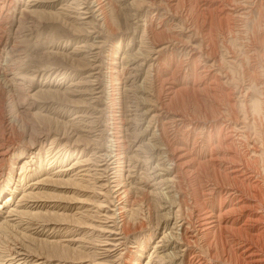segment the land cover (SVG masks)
<instances>
[{"label":"rangeland","instance_id":"obj_1","mask_svg":"<svg viewBox=\"0 0 264 264\" xmlns=\"http://www.w3.org/2000/svg\"><path fill=\"white\" fill-rule=\"evenodd\" d=\"M100 1L103 3L107 22L105 21L104 23L101 20V16H97L99 20L93 18L89 20L88 24H84L83 20L79 18L81 15L79 9H77L78 5L72 0H0V42L6 44L8 48L15 44L18 51L16 52V60L13 62V70L6 72L5 78L8 82L1 76L3 68L1 65L4 64L6 55L0 51V149H7L4 152L6 153L5 159L0 164V192L2 197V199L0 197V264H16L15 262L19 258L26 255L28 259L39 258L38 262L44 261L45 264H179V262L185 264L186 260L193 264L202 256V260L206 259L208 264H242V262L247 264L250 259L245 255H238L239 252L241 253L240 248L236 250L238 242L244 240V243H253L254 246L258 248L261 246L260 248L264 250V230L260 228L259 230L246 231L247 228L251 227V221L244 216L242 220H244L243 224L245 225L242 224V220L237 225L233 226L231 224L232 218L236 217L239 212V209L236 210L232 206L237 207L235 202L240 195L245 198L243 191L246 190V184L248 183L244 184L245 186H241L239 183L222 178L214 180L213 166L210 164V160H217V157L214 156H219L217 162H221V165L222 161H228L229 159L235 162H237L236 158L238 160L243 159L239 163L237 162V165L243 164L245 171L250 174L249 180L253 181L256 179L255 181L259 187L256 190L258 195L261 193H259L260 189H262V199H260L263 203L258 202L259 197H256L255 200L257 199L256 202L258 203L255 202V204L259 205L255 206L252 203L254 207L258 206L256 209L252 208V210L264 212L262 208L264 204V155H260L256 164L250 163L248 165L244 161L248 159L249 155H252L253 151L258 153V151H262V148L264 150V0H254L255 3L253 0H238L239 2L237 0H178L179 2L177 0ZM248 2L249 5L247 4ZM152 3L154 4L152 5ZM166 6L170 8L168 9ZM200 6H204V9ZM213 7L217 9L212 10V13L210 9H213ZM186 14L189 15L187 16ZM214 16H218L216 18L217 21ZM227 16H229V19H227ZM219 18L223 21L222 23L221 21L219 22ZM181 23L182 25H180ZM197 25L199 28H197ZM180 26L184 30L180 29ZM208 27L211 29L210 31L207 29ZM192 28L194 29L192 30ZM147 34L151 36L148 37ZM178 35L183 39L181 40ZM210 35H212L213 39L209 37ZM190 36L193 37L191 38ZM179 40L181 41L179 42ZM182 42L186 44H182ZM202 46H205L204 49ZM228 46L229 48H227ZM231 50L234 51V54ZM187 51L191 53L189 54ZM220 58L225 59L221 60ZM111 60L116 63L110 65L112 63ZM233 60L236 61V64H233ZM210 62H212V65ZM227 62L230 64H227ZM208 65L211 69L208 67L205 70ZM110 66H114L115 68L113 69L116 70L113 77L115 76L117 84L114 82L113 87L109 82L110 73L107 72ZM194 66L198 67L194 69ZM199 67L201 69L204 68V71H200ZM224 69L228 70V72ZM217 70L221 71V74ZM174 71L177 72L175 73ZM14 72L17 74L12 76ZM64 72L65 76H63ZM89 72H93L94 75L85 77ZM145 72H149V74ZM216 72L217 74H215ZM170 73H174V75H169ZM152 75H154L153 78ZM155 75L157 79H154ZM10 77H13V79L9 80ZM226 77H228V80ZM214 79H218L216 84ZM143 81H146L145 84ZM192 82H195V84L192 85ZM222 82L224 83L222 84ZM50 83H53V85ZM210 83L212 84L210 85ZM49 85H51L50 91H46ZM215 86L220 88H215ZM204 87H206L207 91ZM148 88L149 91H146ZM56 90L58 91L56 92ZM231 91L235 95L230 93ZM94 92H97V94ZM197 92L199 94H196ZM242 93L244 94L242 95ZM236 94L238 97H236ZM218 95L220 100H218ZM221 96H223L222 101ZM169 99L170 101H168ZM213 100H216V102ZM230 100L232 101L230 102ZM240 100L241 102L244 100L246 106L240 104ZM256 100L259 101L262 109L260 113H252L254 111H252V105ZM223 101L224 104H222ZM234 103L237 105L235 106ZM221 107L223 108L221 109ZM226 108H229L230 111ZM145 110H147V113H144ZM214 112L218 113L217 115L215 113L216 117L215 115L212 116ZM243 112H246L247 115ZM110 113L116 115L114 117L117 118V134L121 136L122 133L123 135L120 137L123 163H121L119 170L120 175L117 178L115 177L118 181H114V183H118L117 187L122 191L121 200H125L126 204L123 209L124 223H128L126 229L123 228V234L119 236L121 238L116 240L113 239L114 236L100 232L99 228L103 225V221L100 222L98 217L106 209H99V203L103 202L105 194V196L108 195V201L110 202H105L107 205L112 206L117 201L116 197H113L115 194L110 192L114 189L115 184L113 182L109 183L111 179L106 180L113 174L110 173L112 170L108 168L111 166L110 161H108L109 158L104 156L106 146L109 143L107 137L109 132L114 130L111 128L114 124L111 123L113 119ZM222 113L225 115H221ZM217 117L219 118L217 119ZM241 117H245L244 119L247 120L244 122ZM43 118L48 119V121ZM246 122L250 123L247 124ZM234 125L235 128H233ZM253 126L255 130L251 131V129H254ZM246 128L250 130L251 135L250 133H245L246 131L249 132ZM229 132L233 134L230 135ZM243 134L248 136V139L244 138ZM254 138L260 140L255 142ZM231 139L234 141H231ZM219 140H223V149L219 148L221 147V144L217 143ZM230 142H234V144L232 143V148ZM225 143L229 144V149L228 147L225 149L227 146ZM247 143L248 146H246ZM258 143L259 145L262 144V147L257 146ZM214 144H216L215 147ZM250 145H253L254 148ZM183 147L185 148L182 149ZM251 149L254 150L252 151ZM73 150H80V152L75 155L76 151ZM163 150L169 153L166 151L165 153ZM238 150L242 151L238 152ZM65 151L67 153L71 152L72 156L65 160L64 164L60 165L61 167H58V162H52V159L58 154H64ZM249 151L252 152L250 153ZM224 154L225 156H223ZM228 154L235 156L234 159L230 158L231 156ZM52 155H54L53 158ZM191 155L195 156L192 157ZM98 158L101 159L98 160ZM171 158H174L173 162ZM179 159L180 161H178ZM191 159L192 161H190ZM207 159L209 163H207ZM97 162L98 164L107 162L105 164L109 165L107 167L105 164L97 166ZM40 163H45L46 166L41 168L39 166ZM163 166L165 168L168 166L169 168H166L168 170ZM97 168L102 170H96ZM153 168L157 169L153 170ZM182 170L183 172H181ZM185 170L186 172L188 171L187 174ZM96 171L98 173L102 172L104 176L107 174V178L103 177V180L97 181L95 176H98V174H94ZM253 175V178L250 177ZM171 176L172 180L168 181ZM178 177L183 179H178ZM201 178V181H197V179ZM172 182L174 185L178 184L176 190H174ZM180 182L181 184H179ZM216 182L219 183L216 184ZM101 183H106L110 187L106 185L105 188L98 189ZM204 183H207V185ZM213 184H216V188L212 190L211 197L206 201H202L204 200L203 198L197 200L196 192L204 193L207 187L209 188ZM222 185L224 186L222 187ZM8 187L10 188L8 191L10 196L8 197L9 201L6 202L3 196L5 197L8 193L3 190L8 189ZM235 188L239 190L237 192L239 196L237 198H235L236 196L230 197L228 192H233ZM219 189L220 191H218ZM98 190H100L101 194L97 192ZM252 192L250 194L256 195L255 191ZM176 193L177 197H175ZM217 194L221 195L223 200L218 199ZM186 195L189 197L185 200ZM170 196H173L175 200L177 198L180 200L173 202L172 200L174 199ZM192 196L195 198H192ZM113 198L114 200H112ZM181 198L187 203H183L185 202L184 200L181 202ZM188 198L191 200H188ZM195 199L197 203H194ZM189 201L190 203H188ZM219 202L224 204L225 211L234 209L233 212L227 213L228 217L227 215L225 216L226 225L221 228V230L223 229L222 234L219 232V227L216 226L217 228H214L213 232L209 233L211 238L209 234L208 236L206 235L207 237L201 236L203 234L198 228L199 222L203 218L201 214L207 210L210 212L214 211L217 216ZM178 204L182 207H179ZM193 204L196 205L194 206ZM177 205L178 207L176 208ZM198 208L200 211L197 210ZM248 209L250 210L251 206ZM180 210H183V214ZM174 213L179 214L176 215ZM196 215L201 217L200 220L196 218ZM262 215V219H264V213ZM184 218H186L185 220L188 223H186L187 233L190 236H194V238L196 237V240L188 239V242H191L190 244L193 246L190 245L189 253L185 252V254L187 253L184 257L185 260L180 261L183 258L184 245L182 237L179 235L182 230L178 223L181 220L183 221ZM190 219H193L192 222H190ZM109 221L106 224H112L113 227L112 219ZM263 221H261L262 227H264ZM190 223L194 225L192 226ZM257 225L259 226L260 223ZM223 234H228V236ZM175 236L181 241H178ZM206 238L207 240H205ZM117 242L121 243L117 244ZM42 243L46 244V246L42 245ZM201 243L202 245H200ZM60 247L66 248L69 252L60 250ZM232 248L236 251H233ZM205 249L209 251V255ZM200 251L202 252L197 254ZM18 252H23L24 254L20 255ZM166 253L171 254V256L169 255V257ZM78 254H81L82 257L78 256ZM176 254L177 256H175ZM210 256L214 259H211ZM226 260L227 262H225Z\"/></svg>","mask_w":264,"mask_h":264},{"label":"bare ground","instance_id":"obj_2","mask_svg":"<svg viewBox=\"0 0 264 264\" xmlns=\"http://www.w3.org/2000/svg\"><path fill=\"white\" fill-rule=\"evenodd\" d=\"M110 1V0H109ZM168 1V0H167ZM178 1V0H177ZM185 1V0H184ZM230 1V0H229ZM238 1V0H237ZM242 1V0H241ZM248 1V0H247ZM252 1V0H251ZM6 2V1H5ZM72 2H76L77 3V5H78V8L77 9H79V13H80V19L81 20H83V23L85 24H88L89 23V20H92L93 18L94 19H98L97 18V16H101V20H103L104 21V23H105V21L107 22V17H106V13H105V11L103 10V3L100 1V0H72ZM108 2V1H107ZM153 2H155V1H153ZM179 2V1H178ZM187 2V1H186ZM224 2V1H223ZM239 2V1H238ZM250 2V1H249ZM249 2L247 3L248 5H249ZM253 2H254V0H253ZM151 3V2H150ZM174 3V2H173ZM201 3V2H200ZM204 3V2H203ZM230 3H232V2H230ZM234 3V2H233ZM232 3V4H233ZM255 3V2H254ZM5 4V3H4ZM154 3H152V5H153ZM161 4V3H160ZM190 4V3H189ZM193 4V3H192ZM196 4V3H195ZM206 4V3H205ZM208 4H210V3H208ZM220 4V3H219ZM253 4V3H252ZM109 5V4H108ZM111 5V4H110ZM150 5V4H149ZM148 5V6H149ZM152 5H151V7H152ZM166 5V4H165ZM168 5V4H167ZM176 5V4H175ZM185 5V4H184ZM183 5V6H184ZM198 5V4H197ZM218 5V4H217ZM228 5V4H227ZM230 5V4H229ZM239 5V4H238ZM3 6V5H2ZM155 6V5H154ZM163 6H164V4H163ZM170 6V5H169ZM188 6V5H187ZM192 6V5H191ZM215 6V5H214ZM226 6V5H225ZM234 6V5H233ZM244 6V5H243ZM165 7V6H164ZM163 7V8H164ZM167 8H168V6H166ZM171 7V6H170ZM169 7V8H170ZM173 7V6H172ZM193 7H195V6H193ZM201 7V6H200ZM204 7V6H203ZM203 7H201V8H203ZM229 7V6H228ZM105 8V7H104ZM112 8V7H111ZM111 8H110V10H111ZM168 8V9H169ZM216 7H213V9H210L211 10V12H212V10H214ZM230 8V7H229ZM242 8V7H241ZM249 8V7H248ZM1 9H3V8H1ZM166 9V8H165ZM167 9V10H168ZM184 9V8H183ZM197 9H199V8H197ZM204 9V8H203ZM202 9V10H203ZM217 9V8H216ZM219 9V8H218ZM187 10V9H186ZM188 10H189V8H188ZM206 10V9H205ZM209 10V9H208ZM221 10V9H220ZM241 10V9H240ZM245 10V9H244ZM192 11V10H191ZM199 11V10H198ZM204 11V10H203ZM233 11H234V9H233ZM4 12V11H3ZM2 12V13H3ZM169 12V11H168ZM183 12V11H182ZM201 12V11H200ZM226 12V11H225ZM231 12V11H230ZM245 12V11H244ZM170 13V12H169ZM204 13V12H203ZM213 13V12H212ZM212 13H210L211 15H212ZM215 13V12H214ZM202 14V13H201ZM207 14V13H206ZM227 14H228V11H227ZM240 14V13H239ZM187 15V14H186ZM189 15V14H188ZM187 15V16H188ZM204 15V14H203ZM208 15V14H207ZM218 15V14H217ZM221 15V14H220ZM225 15V14H224ZM200 16H202V15H200ZM210 16V15H209ZM213 16V15H212ZM211 16V17H212ZM182 17V16H181ZM208 17V16H207ZM215 17V16H214ZM218 17V16H217ZM217 17H215V19L217 18ZM226 17V16H225ZM228 18L227 19H229V16H227ZM182 19H186V18H182ZM196 19H198V18H196ZM214 19V20H215ZM99 20V19H98ZM190 20V19H189ZM194 20V19H193ZM192 20V21H193ZM219 20V22L221 21L220 20V18L218 19ZM153 21V20H152ZM182 21H184V20H182ZM195 21V20H194ZM204 21V20H203ZM216 21H217V19H216ZM185 22V21H184ZM190 22V21H189ZM196 22V21H195ZM198 22V21H197ZM223 21H221V23H222ZM99 23V22H98ZM103 23V22H102ZM159 23V22H158ZM187 23V22H186ZM192 23V22H191ZM185 24V23H184ZM183 24V25H184ZM189 24V23H188ZM194 24V23H193ZM192 24V25H193ZM202 24V23H201ZM98 25H100V24H98ZM104 25V24H103ZM146 25H148V24H146ZM180 25H182V23L180 24ZM187 25V24H186ZM191 25V24H190ZM195 25V24H194ZM198 25H199V23H198ZM197 25V26H198ZM206 25V24H205ZM208 25V24H207ZM150 26V25H149ZM196 26V25H195ZM103 27V26H102ZM106 27V26H105ZM152 27V26H151ZM158 27V26H157ZM181 28L180 29H182V26H180ZM185 27V26H184ZM183 27V28H184ZM191 27V26H190ZM193 27V26H192ZM207 27V26H206ZM210 27V26H209ZM207 28L209 31L212 29L211 27V29L210 28ZM101 28V27H100ZM156 28V27H155ZM188 28V27H187ZM196 28V27H195ZM197 28H199V26L197 27ZM149 29V28H148ZM151 29V28H150ZM194 28H192V30H193ZM102 30V29H101ZM153 30H156V29H153ZM182 30H184V29H182ZM188 30V29H187ZM196 30V29H195ZM203 30V29H202ZM202 30H201V32H202ZM207 30V31H208ZM157 31V30H156ZM160 31V30H159ZM144 32V31H143ZM149 32V31H148ZM191 33H193L192 31H190ZM98 33H100V32H98ZM146 33V32H145ZM198 33V32H197ZM199 33H200V31H199ZM205 33V32H204ZM208 33V32H207ZM255 33V32H254ZM150 34V33H149ZM152 34V33H151ZM196 34V33H195ZM195 34H194V36H195ZM201 34V33H200ZM142 35H145V34H142ZM148 35V34H147ZM193 35V34H192ZM149 36H151V35H148V37ZM199 36V35H198ZM212 35H210L209 37H211ZM253 36V35H252ZM147 37V38H148ZM178 37H179V35H178ZM182 37V36H181ZM188 37V36H187ZM191 37V36H190ZM193 37V36H192ZM191 37V38H192ZM196 37H197V35H196ZM255 37V36H254ZM253 37V38H254ZM145 38H146V36H145ZM180 38V37H179ZM199 38V37H198ZM202 38H203V36H202ZM205 38V37H204ZM212 38V37H211ZM256 38V37H255ZM175 39V38H174ZM181 40L183 39V38H180ZM190 39V38H189ZM196 39V38H195ZM213 39V38H212ZM249 39V38H248ZM181 40H179V42L181 41ZM185 40V39H184ZM183 40V41H184ZM191 40V39H190ZM251 40V39H250ZM255 40V39H254ZM178 41V40H177ZM176 41V42H177ZM186 41V40H185ZM188 41V40H187ZM202 41V40H201ZM208 41V40H207ZM178 42V43H179ZM210 42V41H209ZM208 42V43H209ZM213 42V41H212ZM169 43V42H168ZM185 43V42H184ZM183 42H182V44H184ZM189 43V42H188ZM197 43V42H196ZM170 44V43H169ZM169 44H167V45H169ZM172 44V43H171ZM180 44V43H179ZM178 44V45H179ZM186 44V43H185ZM199 44H201L200 42H199ZM204 44V43H203ZM202 44V45H203ZM207 44V43H206ZM188 45V44H187ZM189 46H190V44H189ZM188 46V47H189ZM196 46H199V45H196ZM206 46V45H205ZM204 46V47H205ZM212 46H213V44H212ZM163 47V46H162ZM165 47V46H164ZM168 47V46H167ZM186 47V46H185ZM192 47V46H191ZM203 47V46H202ZM201 47V48H202ZM204 47H203V49H204ZM207 47H208V45H207ZM211 47V46H210ZM224 47V46H223ZM161 48V47H160ZM166 48V47H165ZM227 48H229V46L227 47ZM159 49V48H158ZM193 49V48H192ZM199 49H200V47H199ZM198 49V50H199ZM231 49V48H230ZM166 50V49H165ZM201 50V49H200ZM207 50H208V48H207ZM0 51L1 52H4L5 53V55H6V57H5V62H4V64L3 65H1V67L3 66V68H2V72H1V76H3V78L6 80V82H8V80L5 78L6 77V72L7 71H11V70H13L12 69V66H14L13 64V62H15V60H16V56H17V53L16 52H18L17 51V46L15 45V44H12L11 46H10V48H8V46L6 45V44H2L1 42H0ZM202 51V50H201ZM200 51V52H201ZM214 51V50H213ZM224 51H226L225 49H224ZM228 51V50H227ZM232 51V50H231ZM188 52V51H187ZM193 52V51H192ZM210 52V51H209ZM233 52V54H234V51H232ZM189 53V52H188ZM191 53V52H190ZM189 53V54H190ZM156 54H157V52H156ZM188 54V55H189ZM198 54V53H197ZM205 54H206V52H205ZM226 54H227V52H226ZM230 54H232L231 52H230ZM134 55V54H133ZM147 55V54H146ZM228 55V54H227ZM126 56H128V55H126ZM132 56V55H131ZM205 56V55H204ZM210 56V55H209ZM214 56V55H213ZM234 56V55H233ZM237 56V55H236ZM136 57V56H135ZM189 57V56H188ZM195 57H197V56H195ZM201 57V56H200ZM199 57V58H200ZM203 57V56H202ZM212 57V56H211ZM210 57V58H211ZM235 57V56H234ZM130 58V57H129ZM157 58V57H156ZM236 58V57H235ZM112 59V58H111ZM126 59V58H125ZM147 59V58H146ZM164 60H165V58H163ZM162 59V60H163ZM219 59V58H218ZM221 60L223 59V58H220ZM225 59V58H224ZM223 59V60H224ZM113 60V59H112ZM111 60V61H112ZM129 60V59H128ZM154 60V59H153ZM210 60V59H209ZM152 61V60H151ZM191 61V60H190ZM194 61V60H193ZM196 61V60H195ZM208 61V60H207ZM216 61H218V60H216ZM17 62V61H16ZM160 62V61H159ZM169 62V61H168ZM200 62V61H199ZM209 62V61H208ZM212 62H214V61H212ZM212 62H210V64L212 63ZM219 62V61H218ZM223 62V61H222ZM236 61H234L233 60V64L235 63ZM18 63V62H17ZM110 63V62H109ZM116 62L115 61H112V63H110V65H113V64H115ZM161 63V62H160ZM185 63V62H184ZM201 63V62H200ZM199 63V64H200ZM224 63H225V61H224ZM141 64H143V63H141ZM190 64V63H189ZM207 64V63H206ZM216 64H218V63H216ZM227 64H230L229 62H227ZM232 64V65H233ZM236 64V63H235ZM95 65H97V64H95ZM99 65V64H98ZM97 65V66H98ZM151 65V64H150ZM153 65V64H152ZM159 65V64H158ZM196 65V64H195ZM198 65V64H197ZM212 65V64H211ZM210 65V66H211ZM15 66H16V64H15ZM154 66V65H153ZM161 66V65H160ZM163 66V65H162ZM217 66V65H216ZM216 66H215V68H216ZM219 66H220V64H219ZM218 66V67H219ZM126 67V66H125ZM148 67V66H147ZM166 67V66H165ZM196 67H198V66H196ZM196 67L194 66V69H196ZM208 67H209V65L207 66V68L205 69V70H207L208 69ZM214 67V66H213ZM113 68H115L114 66L113 67H111L110 66V69H109V71H107V72H109L110 74H109V77H110V79H109V82H110V85L113 87L114 86V84L116 83V78H115V76L113 77V75H114V72H116V70L115 69H113ZM137 68V67H136ZM135 68V69H136ZM156 68V67H155ZM161 68V67H160ZM168 68V67H167ZM200 68V67H199ZM203 68V67H202ZM226 68H228L227 66H226ZM139 69V68H138ZM147 69H149V68H147ZM146 69V70H147ZM152 69V68H151ZM169 69V68H168ZM187 69V68H186ZM193 69V68H192ZM204 69V68H203ZM203 69H201L200 68V71L201 70H203ZM209 69H211L210 67H209ZM229 69V68H228ZM174 70V69H173ZM191 70V69H190ZM216 70V69H215ZM225 70V69H224ZM119 71V70H118ZM138 71V70H137ZM148 71V70H147ZM151 71V70H150ZM199 71V72H200ZM204 71V70H203ZM210 71V70H209ZM226 71V70H225ZM230 71V70H229ZM13 72V71H12ZM91 72V71H90ZM89 72V74L87 75H85V77H90L91 75H94L93 74V72L92 73H90ZM95 72H97V71H95ZM100 72H101V70H100ZM171 72H173V71H171ZM175 72V71H174ZM177 72V71H176ZM175 72V73H176ZM179 72V71H178ZM193 72V71H192ZM206 72V71H205ZM208 72V71H207ZM217 72H220V74H221V71H218L217 70ZM217 72L215 73V74H217ZM226 72H228V70L226 71ZM98 73V72H97ZM136 73V72H135ZM145 73H147V72H145ZM157 73V72H156ZM159 73H161V72H159ZM203 73V72H202ZM224 73V72H223ZM233 73V72H232ZM14 74H17L16 72H14L13 74H12V76L14 75ZM108 74V73H107ZM138 74V73H137ZM147 74H149V72L147 73ZM150 74H152V73H150ZM171 74H173L174 75V73H170L169 75H171ZM195 75H198V74H196V73H194ZM211 74V73H210ZM117 75V74H116ZM160 75V74H159ZM158 75V76H159ZM218 75H219V73H218ZM223 75V74H222ZM63 76H65V72L63 73ZM62 76V77H63ZM140 76V75H139ZM149 76V75H148ZM153 76L154 75H152V78H153ZM161 76V75H160ZM166 76H168V75H166ZM176 76V75H175ZM189 76V75H188ZM199 76V75H198ZM201 76V75H200ZM211 76V75H210ZM223 76H225V75H223ZM228 76V75H227ZM233 76V75H232ZM231 76V77H232ZM61 77V78H62ZM117 77V76H116ZM168 77H170V76H168ZM202 77V76H201ZM229 77V76H228ZM228 77H226V79L228 78ZM91 78H93V77H91ZM145 78V77H144ZM147 78V77H146ZM151 78V79H152ZM156 78V75H155V77H154V79ZM159 78V77H158ZM166 78V77H165ZM170 78H172V77H170ZM198 79L200 78V77H197ZM197 78H196V80H197ZM210 78V77H209ZM214 78V77H213ZM230 78V77H229ZM13 79V77H10L9 78V80H12ZM60 79V78H59ZM118 79V78H117ZM157 79V78H156ZM160 79V78H159ZM201 79V78H200ZM232 80H233V78H231ZM230 79V80H231ZM145 80V79H144ZM162 80V79H161ZM169 80V79H168ZM174 80V79H173ZM195 80V81H196ZM212 81H213V79H211ZM210 80V81H211ZM216 80H218V79H216ZM216 80L214 79V82H215V84H216ZM225 80V79H224ZM228 80V79H227ZM49 81V80H48ZM150 81V80H149ZM149 81H147V82H149ZM166 81V80H165ZM164 81V82H165ZM171 81V80H170ZM169 81V82H170ZM209 81V82H210ZM211 81V82H212ZM223 81V80H222ZM115 82V83H114ZM118 82V81H117ZM144 82V84H145V82L146 81H143ZM154 82V81H153ZM157 82V81H156ZM175 82V81H174ZM200 82V81H199ZM218 82V81H217ZM231 82V81H230ZM166 83V82H165ZM168 83V82H167ZM176 83V82H175ZM206 83H207V81H206ZM206 83H204V84H206ZM224 82H222V84H223ZM228 83V82H227ZM51 85H53V83H50ZM117 84V83H116ZM141 84V83H140ZM143 84V83H142ZM192 85H194L195 84V82H192L191 83ZM212 83H210V85H211ZM214 84V85H215ZM221 84V83H220ZM51 85H49V88L46 90V91H50L49 89H50V87H51ZM180 85V84H179ZM191 85V86H192ZM208 85V84H207ZM217 85H218V83H217ZM106 86V85H105ZM108 86V85H107ZM116 86V85H115ZM147 86V85H146ZM148 86H150V85H148ZM171 86V85H170ZM196 86V85H195ZM204 86V85H203ZM221 86V85H220ZM227 86V85H226ZM141 87H142V85H141ZM144 87H145V85H144ZM164 87V86H163ZM168 87V86H167ZM180 87H182V86H180ZM198 87V86H197ZM209 87H211V86H209ZM214 87V86H213ZM218 88H220L219 86H217ZM216 86H215V88H217ZM149 88H151V87H149ZM149 88H148V90H146V91H149ZM195 88V87H194ZM203 88V87H202ZM206 87H204V89H205ZM208 88V87H207ZM227 88V87H226ZM223 89V88H222ZM238 89V88H237ZM138 90H139V88H138ZM140 90H142V89H140ZM170 90H172V89H170ZM174 90V89H173ZM177 90V89H176ZM191 90V89H190ZM206 91H207V89H205ZM219 90V89H218ZM58 90H56V92H57ZM146 91H144V92H146ZM166 91H167V89H166ZM198 91V90H197ZM209 91V90H208ZM211 91V90H210ZM220 91V90H219ZM93 92V91H92ZM112 92V91H111ZM142 92V91H141ZM172 92V91H171ZM200 92V91H199ZM199 92H197L196 94H199ZM214 92H216V91H214ZM214 92H212L213 94H214ZM225 92H226V90H225ZM235 92V91H234ZM94 93H96L97 94V92H94ZM147 93V92H146ZM167 93V92H166ZM169 93V92H168ZM185 93V92H184ZM209 93V92H208ZM211 93V94H212ZM221 93V92H220ZM227 93V92H226ZM229 93V92H228ZM230 93H232V91L230 92ZM229 93V94H230ZM108 94V93H107ZM149 94V93H148ZM193 94V93H192ZM201 94V93H200ZM212 94V96H214V95H216V94H214L213 95ZM223 94V93H222ZM222 94H219V95H222ZM225 94V93H224ZM232 94H234V93H232ZM240 94V93H239ZM244 93H242V95H243ZM110 95H111V93H110ZM115 95V94H114ZM184 95V94H183ZM195 95V94H194ZM219 95H218V98H219ZM235 95V94H234ZM237 95V94H236ZM241 95V94H240ZM107 96V95H106ZM182 96V95H181ZM207 96V95H206ZM205 96V97H206ZM209 96V95H208ZM217 96V95H216ZM215 96V97H216ZM224 96V95H223ZM223 96H221L222 97V99H221V101L223 100ZM233 96V95H232ZM97 97V96H96ZM111 97V96H110ZM171 97V96H170ZM173 97V96H172ZM197 97H198V95H197ZM211 97V96H210ZM209 97V98H210ZM225 97H227V96H225ZM224 97V98H225ZM228 97H229V95H228ZM227 97V98H228ZM236 97H238V95L236 96ZM199 98V97H198ZM212 98H214V97H212ZM218 98H216V99H218ZM230 98H231V96H230ZM240 98V97H239ZM239 98H238V100H239ZM241 98H243V97H241ZM200 99V98H199ZM233 99H235V98H233ZM210 100V99H209ZM218 100H220V98L218 99ZM217 100V101H218ZM116 101V100H115ZM168 101H170V99L168 100ZM201 101V100H200ZM214 101V100H213ZM221 101H220V103H221ZM226 101V100H225ZM232 100H230V102H231ZM261 101V100H260ZM141 102V101H140ZM139 102V103H140ZM146 102V101H145ZM214 102H216V100L214 101ZM236 102V101H235ZM239 102V101H238ZM243 102V103H242ZM241 102V100H240V104H244L245 105V103H244V100ZM153 103V102H152ZM211 103H213V102H211ZM217 103H219V102H217ZM229 103V102H228ZM113 104V103H112ZM143 104V103H142ZM156 104H157V102H156ZM222 104H224V101H223V103ZM230 104V103H229ZM158 105V104H157ZM234 105L236 106L237 104H235L234 103ZM156 106V105H155ZM213 106V105H212ZM215 106V105H214ZM218 106V105H217ZM225 106H226V103H225ZM239 106H242V105H239ZM246 106V105H245ZM112 107V106H111ZM160 107V106H159ZM158 107V108H159ZM228 107V106H227ZM150 108V107H149ZM161 108V107H160ZM159 108V109H160ZM213 108H215V107H213ZM223 107H221V109H222ZM233 108V107H232ZM232 108H231V110H232ZM235 108V107H234ZM242 108V107H241ZM226 109H228L229 111H230V109L229 108H226ZM248 109H250L249 107H248ZM110 110V109H109ZM214 110V109H213ZM217 110L218 111H220L218 108H217ZM244 110V109H243ZM242 110V111H243ZM247 110V109H246ZM245 110V111H246ZM254 110V111H253ZM262 109H261V106H260V103H259V101L258 100H256V102L255 103H253V105H252V113H255V112H257V113H260V111H261ZM146 111V112H145ZM144 111V113H147V110H145ZM149 111V110H148ZM173 111V110H172ZM217 111V112H218ZM223 111V110H222ZM221 111V112H222ZM241 111V110H240ZM154 112H156V111H154ZM217 112H214V114L212 115V116H214L215 115V113H216V115L218 114ZM228 112V111H227ZM226 112V113H227ZM232 112V111H231ZM233 112H234V110H233ZM250 112V111H249ZM249 112H247V113H249ZM150 113V112H149ZM160 113V112H159ZM207 113V112H206ZM225 113V112H224ZM230 113V112H229ZM240 113V112H239ZM243 113H245L246 114V112H243ZM243 113H241V114H243ZM256 113V114H257ZM111 114V113H110ZM109 114V115H110ZM114 114V113H113ZM154 114V113H153ZM156 114V113H155ZM238 114V113H237ZM157 115V114H156ZM159 115V114H158ZM172 115V114H171ZM199 115H200V113H199ZM205 115V114H204ZM216 115H215V117H216ZM221 115H225V114H221ZM229 115V114H228ZM232 115H235V116H237L236 114H232ZM239 115V114H238ZM247 115V114H246ZM111 116H112V119H113V122H111L112 124H114V126L116 125V127H114V126H112L111 128L112 129H114L113 131H111V132H109V136L107 137L108 138V145L106 146V152H105V154H104V156H106V157H108L109 159H108V161H110V164H111V166L110 167H108V168H110L112 171L110 172L111 174H113V175H111V176H109V178H107L106 176H107V174H106V176H104V175H102V172H100V173H98L97 171L94 173L95 175L96 174H98V176H95V178L97 179V181H100V180H103V177L104 178H107L106 180H109V179H111V180H109V183H114V181H118V180H116V178L120 175V173H119V170H120V167H121V163H123L122 162V160H123V152H122V149H121V146H122V144L120 145V143L122 142L121 141V136H123L122 135V133H121V136L119 135V134H117V130H116V128L118 127L117 126V118L116 117H114V116H116V115H112L111 114ZM152 116V115H151ZM150 116V117H151ZM155 116V115H154ZM176 116V115H175ZM226 116H227V114H226ZM172 117V116H171ZM220 117V116H219ZM219 117H217V119L219 118ZM228 117V116H227ZM226 117V118H227ZM233 117V116H232ZM254 117V116H253ZM121 118V117H120ZM152 118V117H151ZM180 118V117H179ZM181 118H183V117H181ZM222 118V117H221ZM226 118H224V119H226ZM235 118V117H234ZM238 118V117H237ZM244 119L245 117H241V119ZM255 118V117H254ZM43 119H45V120H47L48 121V119H46V118H43ZM123 120H124V118H122ZM121 119V120H122ZM149 119V118H148ZM156 119V118H155ZM202 119V118H201ZM215 119V118H214ZM230 119V118H229ZM233 119V118H232ZM231 119V120H232ZM240 119V118H239ZM240 119V121H242ZM50 120V119H49ZM120 120V119H119ZM151 121H152V119H150ZM181 120V119H180ZM199 120V119H198ZM205 120H207L206 118H205ZM212 120V119H211ZM247 120V119H246ZM245 119H244V122L246 121ZM250 120H252V118H250ZM176 121V120H175ZM228 121V120H227ZM230 121V120H229ZM233 121V120H232ZM234 121H235V119H234ZM237 121V120H236ZM249 121V120H248ZM254 121V120H253ZM122 122V121H121ZM148 122H149V120H148ZM180 122V121H179ZM205 122V121H204ZM221 122V121H220ZM243 122V123H244ZM251 122V121H250ZM249 122V123H250ZM151 123V122H150ZM149 123V124H150ZM173 123H175V122H173ZM227 123V122H226ZM236 123V122H235ZM234 123V124H235ZM247 123V122H246ZM249 123H247V124H249ZM252 123V122H251ZM255 123V122H254ZM149 124H148V126H149ZM193 124V123H192ZM199 124V123H198ZM202 124V123H201ZM213 124V123H212ZM215 124V123H214ZM253 124V123H252ZM181 125V124H180ZM242 125V124H241ZM245 125V124H244ZM254 125V124H253ZM122 126V125H121ZM190 126V125H189ZM246 127H248L247 125H245ZM250 126H251V124H250ZM147 127V126H146ZM212 127V126H211ZM210 127V128H211ZM221 127V126H220ZM219 127V128H220ZM152 128V127H151ZM209 128V129H210ZM217 128V127H216ZM233 128H235V125H234V127ZM252 128V127H251ZM253 128H254V126H253ZM163 129V128H162ZM204 129V128H203ZM202 129V130H203ZM221 129V128H220ZM223 129V128H222ZM230 129H231V126H230ZM246 129H248V128H246ZM121 130V129H120ZM205 130H206V128H205ZM228 130H229V128H228ZM233 130V129H232ZM237 130H239L238 128H237ZM249 130V129H248ZM254 131L255 130V128L254 129H251V131ZM258 130V129H257ZM204 131V130H203ZM208 131V130H207ZM219 131V130H218ZM217 131V132H218ZM241 131V130H240ZM243 131H245V130H243ZM121 132V131H120ZM236 132V131H235ZM234 132V133H235ZM255 132H257V131H255ZM254 132V133H255ZM262 132V131H261ZM216 133V132H215ZM219 133V132H218ZM218 133H217V135H218ZM225 133V132H224ZM230 133V132H229ZM228 133V134H229ZM245 133H250V130H249V132H245ZM244 133V134H245ZM259 133H260V131H259ZM263 133H264V131H263ZM263 133H261V134H263ZM202 134V133H201ZM212 134V133H211ZM221 134V133H220ZM219 134V135H220ZM233 133H230V135H232ZM239 134V133H238ZM242 134V133H241ZM244 134L242 135V136H244ZM250 135H251V133H250ZM258 135V134H257ZM260 135V134H259ZM153 136V135H152ZM210 136V135H209ZM224 136V135H223ZM225 136H226V134H225ZM237 136V135H236ZM235 136V137H236ZM240 136V135H239ZM242 136H240V137H242ZM246 136V135H245ZM244 136V138H247L248 136H246L245 137ZM264 136V135H263ZM262 136V137H263ZM154 137V136H153ZM200 137V136H199ZM219 137V136H218ZM221 137V136H220ZM230 137V136H229ZM234 137V138H235ZM238 137V136H237ZM260 137V136H259ZM243 138V139H244ZM255 138H256V135H255ZM254 138V139H255ZM258 138V137H257ZM261 138V137H260ZM155 139V138H154ZM218 139V138H217ZM242 139V140H243ZM248 139V138H247ZM251 139H252V137H251ZM263 139V138H262ZM233 139H231V141H232ZM237 140H239L238 138H237ZM256 140H260V139H255V142H256ZM217 141V140H216ZM234 141V140H233ZM236 141V140H235ZM241 141V140H240ZM244 141V140H243ZM184 142V141H183ZM229 142V141H228ZM246 142V141H245ZM1 143V142H0ZM3 143V142H2ZM124 143V142H123ZM214 143V142H213ZM218 144H221V147H219V148H222L223 146H222V144H223V140L221 141V140H219L218 142H217ZM231 143V148H232V146H233V144H234V142H230ZM233 143V144H232ZM236 143H238V142H236ZM262 143V142H261ZM226 144V143H225ZM246 144V143H245ZM263 144V143H262ZM262 144L261 145H259V143H258V145L257 146H261L262 147ZM164 145V144H163ZM168 145V144H167ZM166 145V146H167ZM170 145H171V143H170ZM194 145H195V143H194ZM207 145H208V143H207ZM215 145L216 144H214V147H215ZM227 146L225 147V149H227V147H228V145L229 144H226ZM124 146V145H123ZM153 146V145H152ZM178 146V145H177ZM213 146V145H212ZM211 146V147H212ZM220 146V145H219ZM246 146H248V143H247V145ZM250 146H252L253 147V145H250ZM254 146H256V145H254ZM264 146V145H263ZM1 147V146H0ZM157 147V146H156ZM160 147H162V146H160ZM159 147V148H160ZM168 147H169V145H168ZM168 147H166V148H168ZM175 147V146H174ZM182 147V146H181ZM186 148H187V146H185ZM185 147H183L182 149H184ZM153 148H154V146H153ZM152 148V149H153ZM165 148V147H164ZM230 148V146L228 147V149ZM235 148V147H234ZM247 148H249V147H247ZM254 148V147H253ZM151 149V150H152ZM188 149V148H187ZM209 149V148H208ZM213 149V148H212ZM211 149V150H212ZM215 149V148H214ZM223 149V148H222ZM236 149V148H235ZM7 150V149H6ZM6 150H2V149H0V164H1V162L5 159V154L6 153H4V152H6ZM66 150V149H65ZM157 150H158V148H157ZM162 150V149H161ZM195 150V149H194ZM231 150V149H230ZM243 150H244V148H243ZM252 150V149H251ZM254 150V149H253ZM252 150V151H253ZM262 151H258V153L257 152H255V151H253V153H252V155L249 157L247 154V158L248 159H245L244 161H246V163L249 165L250 163H252V164H256V162L258 163V160H259V157H260V155H264V150H263V148L261 149ZM73 151H76L75 153V155H77V153H79L80 152V150H73ZM159 151V150H158ZM164 151V150H163ZM166 151V150H165ZM164 151V152H165ZM187 151H189V150H187ZM206 151V150H205ZM208 151H210V150H208ZM212 151H214V150H212ZM227 151V150H226ZM235 151V150H234ZM242 151V150H241ZM241 151H239L238 150V152H241ZM251 151V152H252ZM151 152V151H150ZM167 153H169L168 151H166ZM165 152V153H166ZM176 152V151H175ZM184 152H186V151H184ZM211 152V151H210ZM236 152V151H235ZM250 152V151H249ZM250 152V153H251ZM261 152V154H259ZM66 153H67V151H65V153L64 154H58L56 157H54L53 158V156L54 155H52V162L54 161H57L58 162V167H61L62 166V163L64 164V162H65V160H67L69 157H71L72 156V153L71 152H68L67 153V155H66ZM71 153V154H70ZM172 153H174V152H172ZM194 153H196V152H194ZM206 153V152H205ZM208 153V152H207ZM222 153V152H221ZM157 154V153H156ZM176 154V153H175ZM174 154V155H175ZM185 154V153H184ZM199 154V153H198ZM210 154V153H209ZM215 154V153H214ZM233 154V153H232ZM241 154V153H240ZM242 154H245V153H242ZM153 155V154H152ZM158 155H160V154H158ZM168 155V154H167ZM167 155H163V156H167ZM179 155H181V154H179ZM190 155V154H189ZM220 155H222V154H220ZM229 155V154H228ZM234 155H235V153H234ZM172 156H173V154H172ZM182 156V155H181ZM180 156V157H181ZM192 156V155H191ZM195 156V155H194ZM194 156H192V157H194ZM210 156V155H209ZM223 156H225V154L223 155ZM227 156V155H226ZM229 156H231V155H229ZM228 156V157H229ZM239 156V155H238ZM242 156V155H241ZM240 156V157H241ZM100 157V156H99ZM102 157V156H101ZM174 157V156H173ZM182 157H184V156H182ZM214 157H217V160L216 159H212V160H210V164L213 166L212 167V169H213V178H214V180H218V178H222V179H226V180H229V181H234V182H236V183H239L241 186L242 185H244V184H246V183H248V184H246L247 186H246V190L245 191H243L244 193H245V198H243V196L242 195H240L239 196V194L237 195V192L239 191L238 189H236L235 188V190L233 191V192H228V194L230 195V197L231 196H236L235 198H237L238 196V198H237V201L235 202L236 203V205H237V207H233L232 206V208H236V210L237 209H239V212H238V214L236 215V217H233L232 218V220H231V224L234 226V225H237L243 218V216L244 217H246L248 220H250L251 221V224H250V226L251 227H249V228H247L246 229V231L247 230H259L260 228L262 229V230H264V227H262L261 226V221H263L264 219H262L263 218V213L262 212H260V211H255V209L256 208H258V206L257 207H254V205L256 206V205H259V204H255V202H256V200H255V198L256 197H259V200H258V202H261V203H263L262 202V189H260V191H259V195L257 194V192H256V190H258L259 189V187L257 186V182L255 181L256 179H254L253 181H251V180H249V175L250 174H248V172H246L245 171V168L243 167V164L242 165H237L241 160H243V159H240V160H238V158H236L237 159V162H235L234 160H232V159H227L228 161H222V164L220 165V163H218L217 161H218V158H219V156H214ZM234 157L235 156H231L230 158H233L234 159ZM237 157V156H236ZM165 158V157H164ZM163 158V159H164ZM168 158V157H167ZM166 158V159H167ZM177 158V157H176ZM187 158H189V157H187ZM199 158V157H198ZM205 158V157H204ZM244 158H246V157H244ZM99 159H101V158H98V160ZM165 159V160H166ZM174 159V158H173ZM172 158H171V161L173 160ZM178 159V158H177ZM206 159V158H205ZM224 159V158H223ZM64 160V161H63ZM104 160H106L105 158H104ZM168 160V159H167ZM166 160V161H167ZM169 160H170V156H169ZM195 160H197V159H195ZM195 160H194V162H195ZM261 160V159H260ZM162 161V160H161ZM164 161V160H163ZM178 161H180V159L178 160ZM190 161H192V159L190 160ZM199 161H200V159H199ZM207 161H208V159H207ZM26 162V161H25ZM170 162V161H169ZM169 162H168V166H169ZM173 162V161H172ZM171 162V163H172ZM196 162H198V161H196ZM206 162V161H205ZM105 163H107V162H105ZM105 163H102V164H98V162L96 163V164H98L97 166H101V165H104ZM162 163V162H161ZM170 163V164H171ZM180 163V162H179ZM189 163V162H188ZM187 163V164H188ZM207 163H209V161L207 162ZM178 164V163H177ZM202 164V163H201ZM246 164V165H247ZM24 165V164H23ZM61 165V166H60ZM107 165H109V164H105V166L107 167ZM158 165V164H157ZM162 165V164H161ZM166 165V164H165ZM174 165V164H173ZM189 165H190V163H189ZM205 165V164H204ZM245 165V166H246ZM261 165V164H260ZM41 168H43V167H45L46 166V164L45 163H40V165H39ZM168 166H166V168L168 167ZM195 166V165H194ZM193 166V167H194ZM256 166H258V165H256ZM156 167V166H155ZM158 167V166H157ZM162 167V166H161ZM164 167V166H163ZM170 167V166H169ZM168 167V168H169ZM171 167H172V165H171ZM177 167V166H176ZM175 167V168H176ZM178 167H180V166H178ZM183 167V166H182ZM254 167H255V165H254ZM105 168V167H104ZM165 168V167H164ZM163 168V169H164ZM165 168V169H166ZM184 168V167H183ZM189 168V167H188ZM195 168H196V166H195ZM155 168H153V170H154ZM157 169V168H156ZM155 169V170H156ZM161 169V168H160ZM180 169H182V168H180ZM179 169V170H180ZM194 169V168H193ZM247 169H248V166H247ZM250 169H252V168H250ZM249 169V170H250ZM96 170H102V169H96ZM162 170V169H161ZM166 170H168V169H166ZM177 170V169H176ZM191 170V169H190ZM201 170V169H200ZM199 170V171H200ZM255 170H256V167H255ZM258 170V169H257ZM104 171V170H103ZM165 171V170H164ZM198 171V170H197ZM198 171V172H199ZM203 171V170H202ZM206 171V170H205ZM262 171V170H261ZM166 172V171H165ZM178 172V171H177ZM181 172H183V170L181 171ZM185 172H186V170H185ZM188 172V171H187ZM187 172H186V174H187ZM196 172V171H195ZM201 172V171H200ZM260 172V171H259ZM174 173H176V172H174ZM173 173V174H174ZM252 173V172H251ZM256 173H258V172H256ZM155 174H157V173H155ZM155 174H153L154 176H155ZM172 174V173H171ZM183 174V173H182ZM185 174V176H187ZM192 174V173H191ZM205 174V173H204ZM206 174H207V172H206ZM253 174H255V173H253ZM259 174V173H258ZM257 174V175H258ZM110 175V174H109ZM184 175V174H183ZM182 175V176H183ZM193 175V174H192ZM197 175V174H196ZM199 175V174H198ZM202 175V174H201ZM256 175V176H257ZM161 176V175H160ZM212 176V175H211ZM255 176V177H256ZM116 177V178H115ZM153 177V176H152ZM156 177V176H155ZM158 177V176H157ZM175 177V176H174ZM184 177V176H183ZM189 177V176H188ZM187 177V178H188ZM250 177H254V175L253 176H250ZM259 177V176H258ZM264 177V176H263ZM161 178V177H160ZM180 178H182V177H180ZM179 177H178V179H180ZM195 178V177H194ZM197 178H199V177H197ZM261 178V177H260ZM162 179V178H161ZM161 179H160V181H161ZM172 180V176H171V178H169V180L168 181H171ZM183 179V178H182ZM205 179H207V178H205ZM259 179V178H258ZM264 179V178H263ZM159 180V179H158ZM164 180V179H163ZM166 180H167V178H166ZM195 180H196V178H195ZM194 180V181H195ZM201 181L202 180V178L201 179H197V181ZM175 181V180H174ZM178 181V180H177ZM176 181V182H177ZM190 181V180H189ZM259 181V180H258ZM262 181V180H261ZM108 182V181H107ZM120 182V181H119ZM179 182V181H178ZM177 182V183H178ZM205 182V181H204ZM161 184H162V182H160ZM159 183V184H160ZM168 183V182H167ZM173 183V182H172ZM184 183V182H183ZM199 183V182H198ZM209 183H210V181H209ZM217 183H219V182H216V184ZM262 183V182H261ZM115 184V183H114ZM179 184H181V182L179 183ZM204 184H206L207 185V183H204ZM212 184V183H211ZM216 184H213V186H211V187H207V189H206V191H204V193L203 192H201V193H197L196 192V198H197V200H201L202 198L204 199V200H202V201H206V200H208L210 197H211V195H212V190H214L216 187ZM223 184H225V183H223ZM227 184V183H226ZM229 184V183H228ZM264 184V183H263ZM106 185H107V187L109 186L108 184H106V183H101L100 185H99V188L98 189H102V188H105L106 187ZM112 185V184H111ZM117 185H118V183H116L115 185H114V189L113 188H110V189H113L112 191H110V192H112L113 194H115L113 197H116V200L117 201H115L116 202V204H114V205H112V206H110V205H107L105 202H109L108 200H109V198L107 197V196H105L104 195V200H103V202L101 201L100 203H99V209H102V210H104V208H106L105 209V211H103L104 213H102V214H100V216H98L99 217V219H100V222L101 221H103V225L102 226H100V228H99V230H100V232H103L104 234L105 233H107V235H111V236H114L113 237V239H120L121 237H119V236H121L122 234H123V232H124V229L123 228H125L126 229V226L128 225V223L126 222V223H124V211H123V209L125 208V206H126V204H125V200L123 201V200H121L122 199V196H121V189L119 188V187H117ZM164 185V184H163ZM170 185V184H169ZM173 185H174V183H173ZM178 185V184H177ZM177 185H174V190H176V186ZM194 185V184H193ZM197 185V184H196ZM195 185V186H196ZM199 186H200V183L198 184ZM201 185H202V183H201ZM240 185H238V186H240ZM166 186V185H165ZM199 186H198V188H199ZM224 185H222V187H223ZM226 186V185H225ZM230 186H231V184H230ZM230 186H228V187H230ZM236 186V185H235ZM245 186V185H244ZM110 187V186H109ZM201 187H203V186H201ZM221 187V188H222ZM182 188V187H181ZM187 188H188V185H187ZM197 188V189H198ZM206 188V187H205ZM225 188V187H224ZM9 187H8V189H5V190H3L5 193H8V195H6L5 197L3 196V199L5 198V200H6V202H8L9 201V199H8V197L10 196L9 195ZM189 189V188H188ZM192 189V188H191ZM196 189V190H197ZM241 189V188H240ZM185 190V189H184ZM187 190V189H186ZM217 190V189H216ZM231 190V189H230ZM229 190V191H230ZM2 191V190H1ZM108 191V190H107ZM177 191H179V190H177ZM182 191H183V189H182ZM192 191V190H191ZM218 191H220V189L218 190ZM252 191H255L256 192V195H258V196H256V195H253V194H250ZM99 194H101V192H100V190H98L97 191ZM180 192V191H179ZM189 192V191H188ZM242 192V191H241ZM240 192V193H241ZM109 193V192H108ZM107 193V194H108ZM111 193V194H112ZM173 193H174V191H173ZM184 193H185V191H184ZM243 193V194H244ZM253 193V192H252ZM3 194V193H2ZM102 194H103V192H102ZM112 194V195H113ZM186 194V193H185ZM189 194V193H188ZM187 194V195H188ZM111 195V196H112ZM125 195V194H124ZM173 195V194H172ZM175 195V194H174ZM182 195V194H181ZM186 195V197H185V200H186V198L187 197H189V196H187ZM192 195V194H191ZM218 195V199H222V197H221V195H219V194H217ZM227 195V194H226ZM0 197H1V192H0ZM171 197V196H170ZM173 197V196H172ZM171 197V198H172ZM175 197H177V193H176V196ZM179 197V196H178ZM191 197V196H190ZM215 197V196H214ZM223 197H225V196H223ZM227 197V196H226ZM166 198H167V196H166ZM182 198H183V196H182ZM181 198V202H182V200H184V199H182ZM192 198H195L194 196H192ZM234 198V199H235ZM261 198V199H260ZM264 198V197H263ZM1 199H2V197H1ZM173 199L174 200H172L173 202L174 201H177V200H180L179 198H177V200H175V198L173 197ZM226 200H227V198H225ZM112 200H114V198L112 199ZM184 200V201H185ZM188 200H191V199H189L188 198ZM223 200V199H222ZM264 200V199H263ZM196 201V199L194 200V203H197V201ZM258 202H256V203H258ZM110 203V202H109ZM111 203H112V201H111ZM171 203V202H170ZM178 203H180V202H178ZM183 203H187L186 201L185 202H183ZM188 203H190V201L188 202ZM201 203V202H200ZM220 203V202H219ZM218 203V204H219ZM223 203V202H222ZM252 203H254V205L252 204ZM175 204V203H174ZM202 204H205V203H202ZM171 205H173L172 203H171ZM179 205V204H178ZM178 205L176 206V208L178 207ZM194 206L196 205V204H193ZM200 205V204H199ZM208 205V204H207ZM206 205V206H207ZM248 205V206H247ZM252 205H253V207H252ZM264 205V204H263ZM263 205H262V208L264 209V207H263ZM169 207H170V205H168ZM197 206H198V204H197ZM204 206V205H203ZM231 206V205H230ZM230 206H229V208H230ZM249 206H251V211L248 209L249 208ZM179 207H182V206H180L179 205ZM187 207V206H186ZM185 207V208H186ZM211 207V206H210ZM215 207V206H214ZM217 207H218V205H217ZM188 208V207H187ZM186 208V209H187ZM195 208V207H194ZM201 208V207H200ZM224 204H219V207H218V209H217V216L215 215V213H214V211H207L206 209V211H204L203 212V214H201L202 216H203V218L200 220V216L198 215H196V218L197 219H199L200 220V222H199V231H201V233L203 234V235H201V236H208V234L210 233V232H213V229L214 228H217V227H219V232H220V234H222V230H221V228H222V226H224V225H226V219H225V216L227 215V213L229 214V213H231V212H233V210H229V211H225L224 210ZM231 208V209H232ZM252 208H255L254 210H252ZM180 209V208H179ZM190 209V208H189ZM188 209V210H189ZM193 209V208H192ZM262 209V210H263ZM185 210V209H184ZM197 210H199V208L197 209ZM196 210V211H197ZM209 210V209H208ZM259 210V209H258ZM176 211V210H175ZM181 211V213L183 214V210H180ZM189 211H193V210H189ZM200 211V210H199ZM202 211H203V209H202ZM201 211V212H202ZM108 212H109V214H108ZM177 212V211H176ZM190 212V214H192L193 215V213H191ZM194 212V211H193ZM180 213V212H179ZM179 213H177V214H179ZM180 213V214H181ZM196 213V212H195ZM98 214H99V212H98ZM174 214H176V213H174ZM176 214V215H177ZM181 214V215H182ZM186 214V213H185ZM184 214V215H185ZM235 214V213H234ZM176 215H174L175 217H176ZM180 215V216H181ZM183 215V216H184ZM229 215H227V217H228ZM174 217V218H175ZM186 217V216H185ZM188 217V216H187ZM195 217V216H194ZM181 218V217H180ZM180 218H178V219H180ZM183 218V217H182ZM188 218H190V217H188ZM245 218V219H246ZM102 219V220H101ZM110 219H112V223H114L113 224V227H112V224H110V225H108V224H106L107 222H110L109 220ZM186 218H184L183 219V221L181 220L179 223H178V226L181 228V230H182V233L181 232H179V235H181V237H182V242H183V245H184V248H183V255H182V259H180V261H182V260H185L184 259V257H185V255L187 254H185V252H188L189 253V251H190V245L191 246H193L192 244H190L189 242H188V239L190 240L191 238L192 239H195L196 240V237L194 238V236H190L188 233H187V227H186V223H187V221L185 220ZM196 219V220H197ZM191 220V219H190ZM193 220V219H192ZM192 220L190 221V222H192ZM195 220V219H194ZM178 221V220H177ZM185 221V222H184ZM243 221L244 220H242L241 222H242V224H243ZM249 221V222H250ZM174 222V221H173ZM176 222V221H175ZM189 222V221H188ZM194 222H196V221H194ZM245 222H247V221H245ZM249 222H248V224H249ZM264 222V221H263ZM258 223H260V225L258 226L257 224ZM188 224V223H187ZM192 223H190V225H191ZM223 224V225H222ZM230 224V223H229ZM115 225H117V226H115ZM120 225V226H119ZM175 225H177V223H175ZM189 225V226H190ZM194 224H192V226H193ZM231 225V226H232ZM243 225H245V224H243ZM217 226V227H216ZM239 226V225H238ZM240 226H241V224H240ZM261 226V227H260ZM178 227V228H179ZM243 227V226H242ZM246 227V226H245ZM194 228V227H193ZM239 228V227H238ZM191 229V228H190ZM240 229V228H239ZM197 231V230H196ZM198 231V232H199ZM232 231H233V229H232ZM241 231V230H240ZM239 231V232H240ZM215 232V231H214ZM103 233H102V235H103ZM181 233V234H180ZM246 234H247V232H245ZM255 233V232H254ZM259 233V232H258ZM176 234V233H175ZM178 234V233H177ZM191 234V233H190ZM212 234H214V233H212ZM101 235V236H102ZM169 235V234H168ZM219 235V234H218ZM223 235H225V234H223ZM227 236H228V234H226ZM225 235V236H226ZM230 235V234H229ZM256 235V234H255ZM169 236H172V235H169ZM178 236V235H177ZM197 236V235H196ZM206 236V237H207ZM209 236H210V234H209ZM232 236V235H231ZM236 236V235H235ZM250 236H251V234H250ZM257 236V235H256ZM261 236H262V234H261ZM260 236V237H261ZM264 236V235H263ZM122 237H124V236H122ZM179 237V236H178ZM219 237V236H218ZM223 237V236H222ZM255 237V236H254ZM259 237V236H258ZM97 238H99V237H97ZM104 238V237H103ZM170 238H172V237H170ZM175 238L177 239V237L175 236ZM174 238V239H175ZM199 238V237H198ZM204 238V237H203ZM210 238H211V236H210ZM245 238V237H244ZM252 238H253V236H252ZM257 238V237H256ZM264 238V237H263ZM173 239V240H174ZM225 239H226V237H225ZM234 239V238H233ZM240 239H242V238H240ZM247 239V238H246ZM245 239V240H246ZM258 239V238H257ZM260 239H262V238H260ZM103 240V239H102ZM123 240H124V238H123ZM178 241H181V240H179V239H177ZM200 240H202V239H200ZM205 240H207V238L205 239ZM210 240V239H209ZM215 240V239H214ZM227 240H228V238H227ZM231 240V239H230ZM251 240V239H250ZM100 241V240H99ZM193 241V240H192ZM232 241V240H231ZM234 241V240H233ZM237 241V240H236ZM254 241H256V240H254ZM260 241V240H259ZM258 241V242H259ZM107 242H110V241H107ZM118 242H119V240H118ZM117 242V244H120V243H118ZM167 242V241H166ZM195 242V241H194ZM197 242V241H196ZM199 242V241H198ZM212 242H213V239H212ZM230 242V241H229ZM235 242V241H234ZM252 242V241H251ZM204 243H205V241H204ZM218 243V242H217ZM255 243V242H254ZM263 243V242H262ZM98 245H99V243H97ZM106 244V243H105ZM109 244V243H108ZM125 244V243H124ZM176 244V243H175ZM194 244V243H193ZM221 244V243H220ZM226 244H227V242H226ZM259 244V243H258ZM264 244V243H263ZM42 245H45L46 246V244H44V243H42ZM110 245H111V243H110ZM109 245V246H110ZM114 245V244H113ZM179 245H180V243H179ZM200 245H202V243L200 244ZM205 245V244H204ZM213 245V244H212ZM232 245H233V243H232ZM104 246V245H103ZM108 246V245H107ZM156 246V245H155ZM154 246V247H155ZM173 246V245H172ZM181 246V245H180ZM225 246V245H224ZM227 246V245H226ZM231 246V245H230ZM229 246V247H230ZM237 249L236 250H238V248H240L239 250L241 251V253L239 252L238 253V255L239 254H241L242 256H246L248 259H250L248 262H247V264H264V250H262L260 247L258 248V247H256V246H254L253 245V243H247V242H245L244 243V240L243 241H240V242H238L237 243ZM97 247V246H96ZM106 247V246H105ZM200 247H202V246H200ZM204 247V246H203ZM233 247V246H232ZM100 248H101V246H100ZM104 248V247H103ZM108 248V247H107ZM119 248V247H118ZM196 248H197V245H196ZM210 248V247H209ZM214 248V247H213ZM264 248V247H263ZM116 249V248H115ZM166 249V248H165ZM176 249V248H175ZM178 249V248H177ZM182 249V248H181ZM199 249H201V248H199ZM228 249V248H227ZM231 249V248H230ZM60 250H62V251H64V252H69V251H67V249L66 248H61L60 247ZM102 250V249H101ZM119 250V249H118ZM172 250V249H171ZM173 250H174V248H173ZM206 250V249H205ZM209 250V249H208ZM212 250V249H211ZM216 250H217V248H216ZM232 250H233V248H232ZM235 250V249H234ZM233 250V251H234ZM235 250V251H236ZM105 251V250H104ZM120 251V250H119ZM176 251V250H175ZM178 251V250H177ZM219 251V250H218ZM33 252H35L34 250H33ZM115 252V251H114ZM172 252V251H171ZM171 252H169V253H171ZM196 252V251H195ZM195 252H194V255H195ZM202 251H200V252H197V254L199 253H201ZM206 252H207V254L209 255V251H207L206 250ZM19 253V252H18ZM36 253V252H35ZM104 253V252H103ZM118 253V252H117ZM116 253V254H117ZM123 253H125V252H123ZM205 253V252H204ZM20 255H23L24 253L23 252H21V253H19ZM120 254V253H119ZM164 254V253H163ZM162 254V255H163ZM166 254H168V253H166ZM173 254V253H172ZM178 254V253H177ZM177 254L175 255V256H177ZM206 254V255H207ZM113 255H115V254H113ZM171 256V254H168V256ZM174 255V254H173ZM203 255V254H202ZM212 255V254H211ZM227 255V254H226ZM78 256H80V257H82V255L81 254H78ZM166 256V255H165ZM169 256V257H170ZM179 256V255H178ZM198 256V255H197ZM219 256H221V255H219ZM223 256H224V254H223ZM236 256V255H235ZM240 256V255H239ZM241 256V257H242ZM161 257V256H160ZM206 257V256H205ZM204 257V258H205ZM211 257V256H210ZM210 257H208L209 259H210ZM173 258V257H172ZM176 258V257H175ZM202 258H203V256H202ZM202 258H200V259H198L197 261H195V263H193V264H208L207 263V261H206V259L205 260H202ZM220 258V257H219ZM218 258V259H219ZM242 258H244V257H242ZM27 259V260H26ZM38 259L39 258H36V259H28V256L26 255L25 257H22V258H19L15 263L16 264H23V263H25V264H45L44 263V261H39L38 262ZM174 259V258H173ZM192 259H194V258H192ZM211 259H214L213 257H211ZM238 259H239V257H238ZM241 259V258H240ZM116 260V259H115ZM208 260V259H207ZM220 260V259H219ZM218 260V261H219ZM130 261V260H129ZM194 261V260H193ZM213 261V260H212ZM221 261H224V260H221ZM184 262V261H183ZM186 263L185 264H188L189 263V261H185ZM225 262H227V260L225 261ZM232 262V261H231ZM180 263H182V262H179V264ZM216 263V262H215ZM217 263H219V262H217ZM222 263V262H221ZM246 263V262H245ZM60 264V263H59ZM119 264V263H118ZM138 264V263H137ZM183 264V263H182ZM190 264V263H189ZM224 264V263H223ZM228 264V263H227ZM240 264V263H239ZM242 264H243V262H242Z\"/></svg>","mask_w":264,"mask_h":264}]
</instances>
